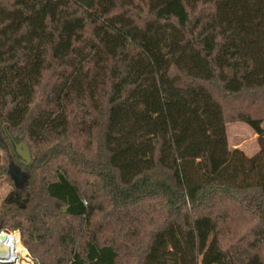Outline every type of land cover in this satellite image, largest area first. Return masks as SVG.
<instances>
[{"label":"trees","instance_id":"1","mask_svg":"<svg viewBox=\"0 0 264 264\" xmlns=\"http://www.w3.org/2000/svg\"><path fill=\"white\" fill-rule=\"evenodd\" d=\"M263 123L264 0H0V137L32 157L1 146L0 232L34 264H201L206 222L203 264H264Z\"/></svg>","mask_w":264,"mask_h":264},{"label":"rangeland","instance_id":"2","mask_svg":"<svg viewBox=\"0 0 264 264\" xmlns=\"http://www.w3.org/2000/svg\"><path fill=\"white\" fill-rule=\"evenodd\" d=\"M227 134L228 143L231 150L240 149L249 157H252L258 153L259 146L257 142V136L247 124L241 122H230L227 124ZM1 146L9 150L16 163L19 162L11 139H9L6 135L0 137V211L5 207V201L15 190L11 175H9L11 170L10 160L7 153L2 149ZM16 163L13 166V171L17 173L25 172L24 170H21L19 164ZM15 169L17 171H15ZM200 231L202 233L201 264H203L210 257L214 250L213 245L215 238L212 227L208 222L200 224ZM216 264L223 263L218 262Z\"/></svg>","mask_w":264,"mask_h":264},{"label":"built area","instance_id":"3","mask_svg":"<svg viewBox=\"0 0 264 264\" xmlns=\"http://www.w3.org/2000/svg\"><path fill=\"white\" fill-rule=\"evenodd\" d=\"M0 264H34L33 257L22 243L19 231L0 232Z\"/></svg>","mask_w":264,"mask_h":264},{"label":"water","instance_id":"4","mask_svg":"<svg viewBox=\"0 0 264 264\" xmlns=\"http://www.w3.org/2000/svg\"><path fill=\"white\" fill-rule=\"evenodd\" d=\"M10 137H11V141L13 143L14 149H15V153L18 156L19 162L25 166H28L31 163V158H32L31 149H30L29 144L22 140H16L12 136ZM10 172H11V176H12V179L16 187L19 188L23 184L25 179L27 178V174L25 172H20V173L15 174L13 172V168L11 169Z\"/></svg>","mask_w":264,"mask_h":264},{"label":"flooded vegetation","instance_id":"5","mask_svg":"<svg viewBox=\"0 0 264 264\" xmlns=\"http://www.w3.org/2000/svg\"><path fill=\"white\" fill-rule=\"evenodd\" d=\"M15 171H17L16 169H15ZM14 172V171H13ZM15 174H17V172H14Z\"/></svg>","mask_w":264,"mask_h":264}]
</instances>
